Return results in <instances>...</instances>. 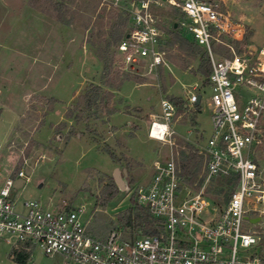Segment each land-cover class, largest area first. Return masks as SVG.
<instances>
[{
  "label": "rangeland",
  "instance_id": "obj_1",
  "mask_svg": "<svg viewBox=\"0 0 264 264\" xmlns=\"http://www.w3.org/2000/svg\"><path fill=\"white\" fill-rule=\"evenodd\" d=\"M30 1L35 7L28 0H0V167L14 178L19 202L37 200L43 205L81 209L89 234L103 237L117 229L127 238L116 217L148 180L153 163L172 154L181 165L190 150L196 153L194 144L210 135L209 88L197 71L203 49L180 25L172 29V23L181 18L176 9L153 6L163 33L166 63L152 69L143 62L125 65L111 35L119 15L125 22L119 31L128 30L123 7L131 0L118 1V5L114 0H57L62 2L59 7L53 0ZM207 1L244 28L245 44L257 46L264 41V0ZM237 48L242 47L237 44ZM215 50L220 52L217 46ZM91 85L101 86L98 100L106 102L86 111L82 96ZM195 87L203 93L201 102L187 108L176 106L170 139L150 138L148 128L159 118L160 100H185ZM70 108L69 118L66 110ZM110 110L127 116H114L115 126H110ZM104 149L111 150L115 159ZM196 155L199 174L202 159ZM254 157L264 177V133ZM21 167L28 180L15 176ZM116 167L126 170L124 191L113 180ZM111 183L118 192L103 205ZM216 183L224 186L222 181ZM259 206L264 210V203ZM256 217H260L258 222L245 224L253 225L250 228L259 235L258 248L263 253L264 213ZM11 250L0 241V264H70L62 254H45L36 245H30L26 249L29 258L18 263Z\"/></svg>",
  "mask_w": 264,
  "mask_h": 264
},
{
  "label": "built area",
  "instance_id": "obj_2",
  "mask_svg": "<svg viewBox=\"0 0 264 264\" xmlns=\"http://www.w3.org/2000/svg\"><path fill=\"white\" fill-rule=\"evenodd\" d=\"M118 1L126 2L114 0V5ZM124 5L129 28L116 46L123 64L143 62L152 69L166 63L153 12V6L163 5L178 10L179 25L208 56L211 130L205 141L194 144L202 159L197 178L188 183L172 154L156 160L136 201L148 208L157 232L125 238L117 229L103 237L89 234L81 209L19 202L8 174L0 185V241L16 253L36 245L45 254H62L70 264H264L259 235L245 224H254L246 216L264 213L259 206L264 177L254 157L264 133V41L245 44L244 28L207 0H131ZM196 89L188 91L186 108L201 102L203 93ZM160 108L148 136L170 139L176 106L162 98ZM15 176L29 178L23 167ZM218 180L224 186H217ZM216 188L223 191L215 193Z\"/></svg>",
  "mask_w": 264,
  "mask_h": 264
},
{
  "label": "trees",
  "instance_id": "obj_3",
  "mask_svg": "<svg viewBox=\"0 0 264 264\" xmlns=\"http://www.w3.org/2000/svg\"><path fill=\"white\" fill-rule=\"evenodd\" d=\"M54 5L59 7V5L62 2H58L57 0H53ZM28 3L30 6H34V3H32L30 0H28ZM61 6V5H60ZM59 9V8H58ZM178 11V10H177ZM124 13V12H123ZM58 20L62 21L63 14L61 13L60 9L58 10ZM122 16H118V21L114 25V28L112 30V41L115 43H118L124 36L125 33L120 30V27L124 26L125 22L121 18ZM176 24V26L174 25ZM179 23L178 21H174L172 23V29H178ZM188 33V32H187ZM191 37V36H190ZM191 40L193 41L192 37ZM194 42V41H193ZM195 43V42H194ZM110 45V42L107 43V46ZM196 45V43H195ZM197 46V45H196ZM198 47V46H197ZM199 48V47H198ZM199 65L197 68V71L203 76V84H207V77L210 73V63L208 60V56L205 52H203L200 56ZM106 62V61H105ZM104 62V63H105ZM105 69H107L106 63H105ZM122 83V82H121ZM108 86H112L113 84L107 83ZM101 92V86L100 85H91L90 88H88L84 94H83V108L86 111H90L93 108H97L100 103H105L106 100H98L101 99V96H99ZM110 95V92H108ZM103 99V98H102ZM170 101L175 104V106L184 108V101L181 100L178 97H171ZM52 102H55V100H52ZM75 109V107L73 108ZM73 109H67L66 110V116L72 117ZM76 109H80L79 107ZM114 110H110L108 114H112ZM82 113V111L80 112ZM74 119L78 121L79 115H75ZM111 158L115 159L114 153L109 149H104ZM197 155L193 150H190L187 156L184 158V160L181 161V172L184 178L188 183H192L196 178L198 174V168L199 164L197 160ZM109 191L106 194V196L101 200L103 205H106L112 197L118 192L117 187L111 183L109 186ZM223 190L222 188H216L215 193H221ZM227 193V192H226ZM226 196V195H225ZM116 222L119 224V226L122 228L124 232L127 234V238H134L137 235H146V234H154L157 232V224L155 219L152 217L151 213L149 212L148 208L140 205L136 201V197L131 196L130 197V205L127 209L121 211L118 216L116 217ZM264 250V249H263ZM262 251V250H261ZM30 254L29 251L26 249H22L17 253H14V258L18 263H24L28 258ZM262 258L264 259V251L261 253Z\"/></svg>",
  "mask_w": 264,
  "mask_h": 264
},
{
  "label": "water",
  "instance_id": "obj_4",
  "mask_svg": "<svg viewBox=\"0 0 264 264\" xmlns=\"http://www.w3.org/2000/svg\"><path fill=\"white\" fill-rule=\"evenodd\" d=\"M174 25L176 26V24H174ZM125 176H126V170L125 169L120 170L119 167H116L112 173L113 180H114L115 184L117 185L118 189L121 191H124L127 189L126 182L124 179ZM245 218L249 219L253 223L258 222L260 220L259 217L248 218L246 216Z\"/></svg>",
  "mask_w": 264,
  "mask_h": 264
},
{
  "label": "crops",
  "instance_id": "obj_5",
  "mask_svg": "<svg viewBox=\"0 0 264 264\" xmlns=\"http://www.w3.org/2000/svg\"><path fill=\"white\" fill-rule=\"evenodd\" d=\"M81 84V83H80ZM81 88V87H80ZM79 88V89H80ZM77 93H78V91L76 92V94L75 95H73V97L71 98V100H69V103H71V102H73L74 100H72L76 95H77ZM187 97V96H186ZM185 97V98H186ZM125 102H126V104L128 105V101L127 100H124ZM183 101H185V100H183ZM185 103V102H184ZM200 104V102H198V103H196V106L197 105H199ZM132 105V104H131ZM184 107L186 108V106L184 105ZM1 110H2V107L0 106V112H1ZM23 114H21L20 116H19V118L22 116ZM126 114H123V113H121V112H113L112 114H110V118H109V121H108V124L110 125V126H115V124H113L112 123V119H113V117L114 116H125ZM127 116V115H126ZM61 118V117H60ZM195 121V120H194ZM118 124H120V125H118L119 126V129L117 130V131H120V129L122 128V127H120L121 126V123H118ZM117 126V125H116ZM116 130H115V132H117ZM9 174V172H7V171H3L2 169H1V167H0V185H1V180L3 179V178H5L7 175Z\"/></svg>",
  "mask_w": 264,
  "mask_h": 264
}]
</instances>
